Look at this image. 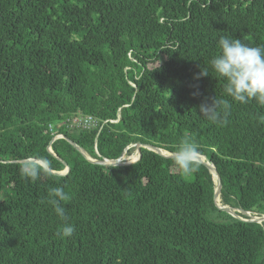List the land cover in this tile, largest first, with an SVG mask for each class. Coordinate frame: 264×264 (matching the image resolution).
I'll return each instance as SVG.
<instances>
[{"label":"trees","instance_id":"16d2710c","mask_svg":"<svg viewBox=\"0 0 264 264\" xmlns=\"http://www.w3.org/2000/svg\"><path fill=\"white\" fill-rule=\"evenodd\" d=\"M221 36L264 44V0H0V264H264V222L218 211L203 164L185 178L142 148L104 167L66 140L116 160L189 138L222 206L264 216V107L225 93L210 64ZM215 97L232 104L226 126L200 115ZM37 155L68 174L25 178ZM54 187L71 197L66 220Z\"/></svg>","mask_w":264,"mask_h":264},{"label":"clouds","instance_id":"9594fccd","mask_svg":"<svg viewBox=\"0 0 264 264\" xmlns=\"http://www.w3.org/2000/svg\"><path fill=\"white\" fill-rule=\"evenodd\" d=\"M217 47L219 54L214 55L210 64L217 77L223 78L226 83L224 91L232 101L248 104L255 100L264 107V44L250 46L239 38L221 36ZM205 67L195 77L207 76ZM200 95L193 92V96ZM232 104L225 99L213 98L200 104V115L217 126H226L231 112ZM201 151L189 138L182 139L173 153V163L181 176L187 178L196 173L200 168ZM20 173L32 181L38 180L41 175L51 176V164L42 156L27 157L20 165ZM50 203L54 206L55 213L62 220H66V213L62 202L69 201L70 195L63 188L49 189ZM75 229L71 225H65L62 233L57 235L70 237Z\"/></svg>","mask_w":264,"mask_h":264},{"label":"water","instance_id":"95a60500","mask_svg":"<svg viewBox=\"0 0 264 264\" xmlns=\"http://www.w3.org/2000/svg\"><path fill=\"white\" fill-rule=\"evenodd\" d=\"M60 138L64 139L65 137H63L62 135L55 136L51 140L50 144H52L56 139H60ZM66 140H67V142H69V144H71L89 162L94 163L96 165L104 166V167L127 166V165H132L134 163H137L141 159V155H142V152H141L142 150L141 149L142 148L150 150V151H152V152H154V153H156V154H158V155H160V156H162L164 158L172 159V157H173V153H169V152H167L165 150H162V149H160L158 147H155V146H152V145H146V144L137 143V144H135V147L139 151V158L136 161H133V162H123V161H121V159H122L123 155L125 154V152L119 159H116V160H106V159L95 160V159H92L75 142H73V141H71L69 139H66ZM48 150H49V152L52 155H54L56 157V155L51 150L50 146L48 147ZM97 155H98V157H100L98 153H97ZM25 160H22L21 162L24 163ZM200 163L203 164L209 170V172L211 173V175L213 177L214 183L216 185L215 193H214V205H215V207H216V209L218 211L227 213V214L231 215L232 217H234L236 219H240L242 221H251V222H257V223H260V224L264 222V216H262V217H254L249 212H246V211H243V210H240V209H234V208H229V207H225V206L220 205L219 202H220V196H221V192H222V182H221L220 175L217 173L214 164L211 162V160H209L207 158V156L201 155ZM65 166L66 167H65L64 171H62V172H54V171H52V173L55 174V175H66V174H68L70 169H69V167L66 164H65ZM213 171L215 172L217 179L214 178L213 173H212ZM237 212L250 217V220L242 219L241 217L238 216Z\"/></svg>","mask_w":264,"mask_h":264},{"label":"built area","instance_id":"2783aa9c","mask_svg":"<svg viewBox=\"0 0 264 264\" xmlns=\"http://www.w3.org/2000/svg\"><path fill=\"white\" fill-rule=\"evenodd\" d=\"M72 122L76 124L77 126L83 127V128H90V127L97 125V123L91 117L75 118L73 119ZM112 122H117V120L112 121Z\"/></svg>","mask_w":264,"mask_h":264},{"label":"bare ground","instance_id":"6f19581e","mask_svg":"<svg viewBox=\"0 0 264 264\" xmlns=\"http://www.w3.org/2000/svg\"><path fill=\"white\" fill-rule=\"evenodd\" d=\"M57 136H59V135H57ZM135 152H136V155H135V158L133 160V161H135V159L137 158V155L139 154V151L137 149L130 155L124 154L122 159H121V161H123V162H131L133 157H134ZM212 173H213L214 178L217 179L215 172L213 171ZM220 205H222V204L220 203Z\"/></svg>","mask_w":264,"mask_h":264},{"label":"rangeland","instance_id":"374dc122","mask_svg":"<svg viewBox=\"0 0 264 264\" xmlns=\"http://www.w3.org/2000/svg\"><path fill=\"white\" fill-rule=\"evenodd\" d=\"M166 64V63H165ZM167 65V64H166ZM119 117V116H118ZM131 151H132V153L137 149L136 147H135V145H132L131 146ZM132 153H130V154H132ZM125 154H126V152H125ZM130 154H127V155H130ZM252 215V214H251ZM252 216H254V215H252ZM254 217H256V216H254ZM262 217V216H261Z\"/></svg>","mask_w":264,"mask_h":264}]
</instances>
